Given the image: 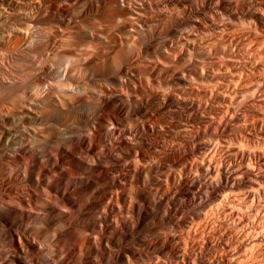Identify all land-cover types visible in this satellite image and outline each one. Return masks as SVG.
<instances>
[{
    "label": "clouds",
    "instance_id": "obj_1",
    "mask_svg": "<svg viewBox=\"0 0 264 264\" xmlns=\"http://www.w3.org/2000/svg\"><path fill=\"white\" fill-rule=\"evenodd\" d=\"M0 264H264V0H0Z\"/></svg>",
    "mask_w": 264,
    "mask_h": 264
}]
</instances>
